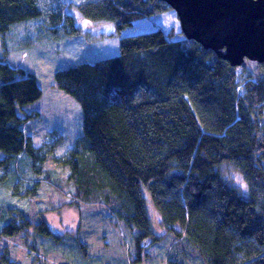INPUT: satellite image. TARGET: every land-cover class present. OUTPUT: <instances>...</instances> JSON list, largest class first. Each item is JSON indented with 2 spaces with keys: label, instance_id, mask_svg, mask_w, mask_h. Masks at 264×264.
Here are the masks:
<instances>
[{
  "label": "trees",
  "instance_id": "16d2710c",
  "mask_svg": "<svg viewBox=\"0 0 264 264\" xmlns=\"http://www.w3.org/2000/svg\"><path fill=\"white\" fill-rule=\"evenodd\" d=\"M67 3L0 0V38L34 46L78 35ZM76 6L87 19L114 22L118 32L171 10L162 0ZM16 27L24 28L18 39L11 32ZM174 34L160 27L130 34L121 38L117 55L55 71L54 85L81 107L80 131L66 160L73 186L67 204L103 208L133 235L139 256L144 240L159 239L149 198L171 235L165 251L177 244L167 264H194L193 256L201 264H264V63L237 73L211 49ZM41 94L33 72L0 57V170L22 154L38 159L19 110ZM223 164L242 174L246 195L225 180ZM1 182L17 194V185ZM30 227L57 240L44 220L0 206V238ZM75 239L78 252L89 250L92 257ZM0 264H15L6 247Z\"/></svg>",
  "mask_w": 264,
  "mask_h": 264
},
{
  "label": "rangeland",
  "instance_id": "374dc122",
  "mask_svg": "<svg viewBox=\"0 0 264 264\" xmlns=\"http://www.w3.org/2000/svg\"><path fill=\"white\" fill-rule=\"evenodd\" d=\"M83 1L64 0L68 2L64 11L73 16L78 35L34 46L17 44L14 38L7 41L0 38V57L33 72L42 90L38 99L19 110L23 131L39 148V157L32 161L28 155L22 154L11 161L8 170H0V206L24 211L33 221L44 220L57 237V240L39 237L40 234H35L30 227L16 235L0 238V252L6 247L9 259L15 264H107L114 263V260L122 262L120 264H167L174 256L172 252H178L173 250L177 249V244L165 251L167 238L171 235L160 225V215L149 198L152 228L159 239L152 244L149 239L144 240L139 256L135 253L133 235L115 218L109 219L103 208L67 204L73 186L66 160L72 155V145L80 131L81 107L77 100L54 85V74L57 69L78 62L117 55L121 38L130 34L160 27L165 32L173 31L174 38H182L179 20L171 9L135 20L131 26L118 32L112 21L85 18L76 6ZM23 29L16 27L11 32L18 39L23 36ZM236 72H241V66L236 67ZM1 157H4L2 151ZM220 171L230 185L247 194L242 174L232 165L223 164ZM1 178L8 184L17 185V194L6 189ZM119 237L125 240V244ZM75 238L84 242L95 259L89 257V250L83 254L78 252ZM129 255L133 263L128 259ZM191 259L194 264H201L197 256Z\"/></svg>",
  "mask_w": 264,
  "mask_h": 264
},
{
  "label": "water",
  "instance_id": "95a60500",
  "mask_svg": "<svg viewBox=\"0 0 264 264\" xmlns=\"http://www.w3.org/2000/svg\"><path fill=\"white\" fill-rule=\"evenodd\" d=\"M176 12L183 37L232 66L264 63V0H162Z\"/></svg>",
  "mask_w": 264,
  "mask_h": 264
}]
</instances>
